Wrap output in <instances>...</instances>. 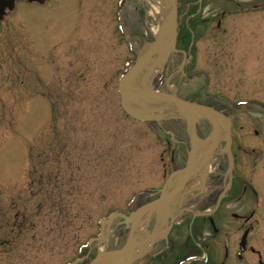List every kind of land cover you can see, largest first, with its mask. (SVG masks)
<instances>
[{"label":"rangeland","instance_id":"obj_1","mask_svg":"<svg viewBox=\"0 0 264 264\" xmlns=\"http://www.w3.org/2000/svg\"><path fill=\"white\" fill-rule=\"evenodd\" d=\"M189 7L180 11L178 43L196 45L195 59L182 64L178 54L156 65L155 85L191 64L205 71L206 91L244 94L252 72L240 54L264 47V16H231L217 31L218 15L203 11L201 26ZM161 10L158 0H16L0 21V264L91 256L101 219L128 213L151 197L136 193L163 186L171 170L169 155L161 158L164 133L126 115L117 92ZM122 222L109 233L117 245Z\"/></svg>","mask_w":264,"mask_h":264},{"label":"flooded vegetation","instance_id":"obj_2","mask_svg":"<svg viewBox=\"0 0 264 264\" xmlns=\"http://www.w3.org/2000/svg\"><path fill=\"white\" fill-rule=\"evenodd\" d=\"M182 1L181 8L188 13L194 1ZM210 3L211 0H199L195 10L201 26L206 22L200 16L203 11L212 10L218 15L217 31L226 30V21L231 16H264V0L245 3L214 0L211 8H204ZM183 46L184 43H176L179 51ZM139 49L140 45L135 54ZM242 50L240 60L252 72L246 80L248 90L244 94L206 91L203 78L206 81L207 78L203 69L186 71L182 75L185 81L175 80L179 97L207 104L219 112L216 129L204 116L196 124L200 143H206L210 136H216L217 141L206 161L199 158L209 149H194L190 182L177 196L180 201L176 204L174 221L135 264H264V47L255 44V47ZM196 76L199 82L190 84ZM154 122L164 133L165 148L161 158L166 153L171 162V170L164 180L166 184L186 165L190 150L187 125L182 117L172 115ZM156 189L148 200L158 196ZM156 217L158 213L151 218L150 224L155 223Z\"/></svg>","mask_w":264,"mask_h":264},{"label":"water","instance_id":"obj_3","mask_svg":"<svg viewBox=\"0 0 264 264\" xmlns=\"http://www.w3.org/2000/svg\"><path fill=\"white\" fill-rule=\"evenodd\" d=\"M15 0H0V19L2 18L5 9H11ZM33 1V0H29ZM42 1V0H37ZM166 1V10L163 14L157 34L154 40L148 42V46L135 59L132 66L121 75L118 80V92L120 94L121 105L130 116L139 120H149L151 118H161L158 116L156 107H147L149 105H173L177 107L180 114L185 118L188 124V132L190 135L191 151L189 152L187 164L183 169L185 173L181 185L174 189H166L155 200L148 202L136 210L126 215L123 213H112L110 218L123 217L125 222H128V234L120 249L107 251L106 253L98 254L89 264H133L141 254L134 253L135 231L142 216L148 212L151 214L155 208L165 209V215L168 214V200L177 194L189 181L193 168V148L196 141L195 122L199 115L209 116L211 109L205 105L197 104L179 98L175 93H166L164 91H155L151 87L153 71L156 65H159L162 60L173 50H175L176 40V20H177V4L176 0H160ZM145 68V74H142V69ZM142 76L144 80L142 79ZM146 80V81H145ZM135 105L141 108H135ZM187 109H190L187 111ZM158 114V115H157ZM167 220V216L165 217ZM109 220H107L108 222ZM167 222V221H166ZM153 235H150V238ZM154 237L152 238V240Z\"/></svg>","mask_w":264,"mask_h":264},{"label":"bare ground","instance_id":"obj_4","mask_svg":"<svg viewBox=\"0 0 264 264\" xmlns=\"http://www.w3.org/2000/svg\"><path fill=\"white\" fill-rule=\"evenodd\" d=\"M166 9V7H163L162 12ZM142 79L144 80L143 76ZM146 81V80H145ZM180 201V199H178L177 197L173 200V202H169V205L171 207H174L178 202ZM174 203V204H173ZM164 227V222L162 220H159V222L157 223V225L155 226V230L154 231H159L161 229H163ZM145 230V229H144ZM149 233L146 231L140 232L135 239V245L133 248V252L134 253H139L140 248L142 246H144L146 244V242L148 241V237H149Z\"/></svg>","mask_w":264,"mask_h":264}]
</instances>
